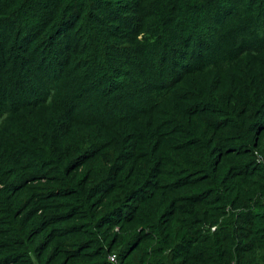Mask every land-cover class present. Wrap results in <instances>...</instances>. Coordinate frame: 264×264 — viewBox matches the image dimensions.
I'll use <instances>...</instances> for the list:
<instances>
[{
	"label": "trees",
	"instance_id": "1",
	"mask_svg": "<svg viewBox=\"0 0 264 264\" xmlns=\"http://www.w3.org/2000/svg\"><path fill=\"white\" fill-rule=\"evenodd\" d=\"M0 264H264V0H0Z\"/></svg>",
	"mask_w": 264,
	"mask_h": 264
},
{
	"label": "built area",
	"instance_id": "2",
	"mask_svg": "<svg viewBox=\"0 0 264 264\" xmlns=\"http://www.w3.org/2000/svg\"><path fill=\"white\" fill-rule=\"evenodd\" d=\"M215 228V227H214ZM213 228V229H214ZM110 260L113 262V263H116L117 262V260H116V256L115 255H111L110 256Z\"/></svg>",
	"mask_w": 264,
	"mask_h": 264
}]
</instances>
